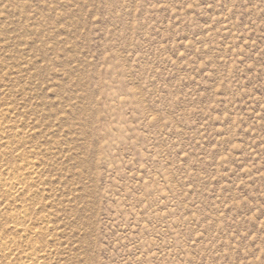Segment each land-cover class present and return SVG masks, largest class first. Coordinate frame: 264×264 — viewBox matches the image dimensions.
Segmentation results:
<instances>
[{"label": "rangeland", "instance_id": "rangeland-1", "mask_svg": "<svg viewBox=\"0 0 264 264\" xmlns=\"http://www.w3.org/2000/svg\"><path fill=\"white\" fill-rule=\"evenodd\" d=\"M0 264H264V0H0Z\"/></svg>", "mask_w": 264, "mask_h": 264}]
</instances>
